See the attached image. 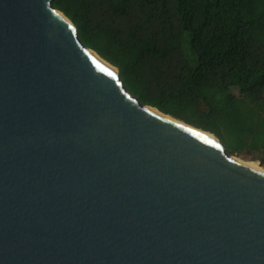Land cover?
Wrapping results in <instances>:
<instances>
[{
  "label": "water",
  "instance_id": "1",
  "mask_svg": "<svg viewBox=\"0 0 264 264\" xmlns=\"http://www.w3.org/2000/svg\"><path fill=\"white\" fill-rule=\"evenodd\" d=\"M53 1L0 0V264H264V172L146 109Z\"/></svg>",
  "mask_w": 264,
  "mask_h": 264
},
{
  "label": "trees",
  "instance_id": "2",
  "mask_svg": "<svg viewBox=\"0 0 264 264\" xmlns=\"http://www.w3.org/2000/svg\"><path fill=\"white\" fill-rule=\"evenodd\" d=\"M143 105L264 156V0H54Z\"/></svg>",
  "mask_w": 264,
  "mask_h": 264
},
{
  "label": "bare ground",
  "instance_id": "3",
  "mask_svg": "<svg viewBox=\"0 0 264 264\" xmlns=\"http://www.w3.org/2000/svg\"><path fill=\"white\" fill-rule=\"evenodd\" d=\"M61 16L63 17V15H61ZM90 53L97 57V55L94 52L91 51ZM146 109H148L149 111H152V112H155V113L159 114V112L156 109H154V108L147 107ZM182 124H183V122H182ZM200 132H202V131H200ZM203 134L208 136V137H210L213 140H217L216 137H214L212 134H209V133H203ZM232 159L234 161L240 163V164L249 166L250 168H253V169L257 170V171L264 172V169L261 168V166H259L258 164L254 163V162L243 161V160H241L239 158H236L235 156H232Z\"/></svg>",
  "mask_w": 264,
  "mask_h": 264
},
{
  "label": "rangeland",
  "instance_id": "4",
  "mask_svg": "<svg viewBox=\"0 0 264 264\" xmlns=\"http://www.w3.org/2000/svg\"><path fill=\"white\" fill-rule=\"evenodd\" d=\"M235 156V155H234ZM236 158H239V159H241V160H243V161H248V162H254V163H256V164H258L259 165V162H258V160H254V161H249V160H245V159H242L241 157H238V156H235ZM260 166V165H259ZM261 168H263L264 169V167H261Z\"/></svg>",
  "mask_w": 264,
  "mask_h": 264
}]
</instances>
